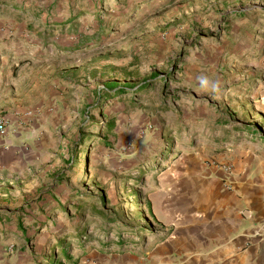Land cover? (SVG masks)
I'll return each instance as SVG.
<instances>
[{
    "label": "rangeland",
    "instance_id": "374dc122",
    "mask_svg": "<svg viewBox=\"0 0 264 264\" xmlns=\"http://www.w3.org/2000/svg\"><path fill=\"white\" fill-rule=\"evenodd\" d=\"M0 39V114H43L48 138L12 223L27 252L0 264H116L157 239L166 173L223 180L220 121L259 133L264 0H0Z\"/></svg>",
    "mask_w": 264,
    "mask_h": 264
},
{
    "label": "crops",
    "instance_id": "0c3cea01",
    "mask_svg": "<svg viewBox=\"0 0 264 264\" xmlns=\"http://www.w3.org/2000/svg\"><path fill=\"white\" fill-rule=\"evenodd\" d=\"M255 94L261 98L259 133H251L255 127L250 121L242 137L249 139L237 141L236 124L220 121L230 133L213 138L216 151L223 150L212 157L214 162L232 165L229 186L217 176L205 175L199 165L166 173L148 201L157 220V239L116 264H264V71ZM3 115L15 132L0 137V260L12 262L9 255L27 252L24 246L16 248L14 233L25 238L29 229L12 223L22 220L19 210L43 190L48 168L43 169L42 150L48 138L43 114L17 119ZM95 263L106 264L100 259Z\"/></svg>",
    "mask_w": 264,
    "mask_h": 264
},
{
    "label": "built area",
    "instance_id": "2783aa9c",
    "mask_svg": "<svg viewBox=\"0 0 264 264\" xmlns=\"http://www.w3.org/2000/svg\"><path fill=\"white\" fill-rule=\"evenodd\" d=\"M10 131H14V128L11 125L10 119L5 115H0V137H5L9 134ZM224 178L223 183L225 186H229L231 177H232V165L225 164L223 167Z\"/></svg>",
    "mask_w": 264,
    "mask_h": 264
},
{
    "label": "trees",
    "instance_id": "16d2710c",
    "mask_svg": "<svg viewBox=\"0 0 264 264\" xmlns=\"http://www.w3.org/2000/svg\"><path fill=\"white\" fill-rule=\"evenodd\" d=\"M111 87L113 88L114 85H111ZM124 90H127V87H123V88H120L118 91L121 92L120 94L124 93L125 91ZM148 205L150 206V204L148 203ZM65 239V238H63ZM63 244H64V241H59L57 243V247H60L62 249V256H68L67 255V249L65 247H63Z\"/></svg>",
    "mask_w": 264,
    "mask_h": 264
}]
</instances>
